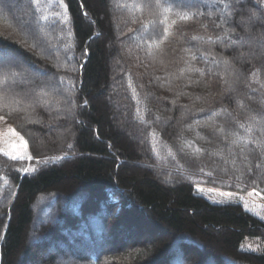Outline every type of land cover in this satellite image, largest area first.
Listing matches in <instances>:
<instances>
[{
	"label": "trees",
	"instance_id": "trees-1",
	"mask_svg": "<svg viewBox=\"0 0 264 264\" xmlns=\"http://www.w3.org/2000/svg\"><path fill=\"white\" fill-rule=\"evenodd\" d=\"M23 1L0 118L35 164L0 153V264H264V221L196 192L264 197V0Z\"/></svg>",
	"mask_w": 264,
	"mask_h": 264
},
{
	"label": "rangeland",
	"instance_id": "rangeland-1",
	"mask_svg": "<svg viewBox=\"0 0 264 264\" xmlns=\"http://www.w3.org/2000/svg\"><path fill=\"white\" fill-rule=\"evenodd\" d=\"M6 3L10 6V11L13 12V15L17 17L18 19H22L24 22L22 25H27V13H26V5L23 0H5ZM139 1H147V0H139ZM115 3H111V5L114 6ZM112 8H115V6ZM121 8L120 6H118ZM116 7V9L118 8ZM253 14V13H252ZM255 16V12H254ZM31 30H36L35 27H30ZM32 32V31H31ZM245 43V42H244ZM249 43V42H247ZM250 44V43H249ZM253 47V45H250ZM9 61L13 62L12 58L17 59L19 62H22L21 58H17L13 55L9 56ZM40 76V73L38 71L34 70H27L23 71L16 79L17 83H23L27 84L31 80L35 79L36 77ZM122 116V117H121ZM124 115L119 113V117L115 116L116 122H118L119 125L124 126ZM130 130L131 128L127 126ZM126 132V131H125ZM132 132V130H131ZM127 133V132H126ZM132 143L135 145L139 142L137 138H135V135L129 134L127 135ZM0 153H2L5 156L16 158L19 160L26 161L30 168L32 169V166L34 167L35 160H32V155L29 151L28 144L25 140V138L18 133L14 127L6 121L4 118H0ZM196 192L206 198L209 202L214 204H240L242 207L256 215L258 218L264 221V197L261 193H259L256 190H248L246 192H236V191H224L213 187H207V186H197ZM55 246H48L46 248V251L42 249L41 246H38L37 249H39L38 257H42L44 261H47L50 255L54 254V248ZM44 250V251H43ZM71 250L74 251L75 248L71 247ZM62 260H56L54 264H62ZM29 264V263H28ZM31 264H39L36 262H31ZM44 264H47L45 262Z\"/></svg>",
	"mask_w": 264,
	"mask_h": 264
},
{
	"label": "snow or ice",
	"instance_id": "snow-or-ice-1",
	"mask_svg": "<svg viewBox=\"0 0 264 264\" xmlns=\"http://www.w3.org/2000/svg\"><path fill=\"white\" fill-rule=\"evenodd\" d=\"M185 19H187V17H185Z\"/></svg>",
	"mask_w": 264,
	"mask_h": 264
}]
</instances>
